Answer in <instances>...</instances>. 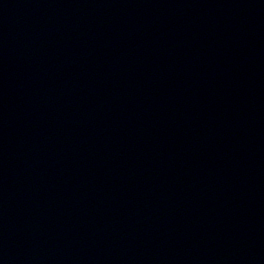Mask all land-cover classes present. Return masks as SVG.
<instances>
[{
  "label": "water",
  "instance_id": "water-1",
  "mask_svg": "<svg viewBox=\"0 0 264 264\" xmlns=\"http://www.w3.org/2000/svg\"><path fill=\"white\" fill-rule=\"evenodd\" d=\"M0 264H264V32L0 0Z\"/></svg>",
  "mask_w": 264,
  "mask_h": 264
}]
</instances>
